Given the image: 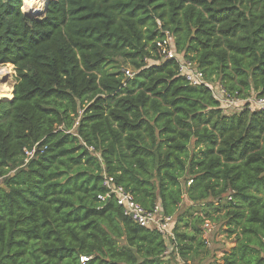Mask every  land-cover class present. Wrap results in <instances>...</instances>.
<instances>
[{"label":"trees","instance_id":"16d2710c","mask_svg":"<svg viewBox=\"0 0 264 264\" xmlns=\"http://www.w3.org/2000/svg\"><path fill=\"white\" fill-rule=\"evenodd\" d=\"M22 7L0 0V65L16 74L0 90V264H193L207 222L235 243L214 264H264V112L227 115L156 45L170 31L206 81L263 97L264 0ZM116 59L132 79L109 72ZM104 174L174 217L173 236L101 201Z\"/></svg>","mask_w":264,"mask_h":264},{"label":"built area","instance_id":"2783aa9c","mask_svg":"<svg viewBox=\"0 0 264 264\" xmlns=\"http://www.w3.org/2000/svg\"><path fill=\"white\" fill-rule=\"evenodd\" d=\"M159 25H161L160 22ZM156 45L162 61H175L179 66L180 74L185 77L192 86H204L209 88L225 111L240 106L242 107L239 109L240 112L244 108L249 109L251 112H264V96H252L247 100H243L229 94L221 83L206 81L203 72L198 68L194 61L185 59L178 54L175 46V37L170 31L162 32V35L157 38ZM123 75L125 79H132L135 73L132 70L125 69ZM32 154L33 153H28V155ZM103 186L106 188L107 192L105 195L99 196L101 201L114 198L116 203L123 209L124 214L130 217L140 227L157 229L159 233L165 237L173 236L174 217L166 216L160 205H157L152 211L146 210L136 201L130 192L115 183L114 177L107 174H104ZM213 228L214 227L209 222L204 225V237L208 242ZM87 261H89L88 257H81L82 263H86Z\"/></svg>","mask_w":264,"mask_h":264},{"label":"rangeland","instance_id":"374dc122","mask_svg":"<svg viewBox=\"0 0 264 264\" xmlns=\"http://www.w3.org/2000/svg\"><path fill=\"white\" fill-rule=\"evenodd\" d=\"M37 0H23V7H22V11L24 13H33V14H37L40 6H38L39 4L35 3ZM46 2L45 6L47 5V3L50 0H44ZM43 1V2H44ZM30 3V5H32V7H29V9H25L26 4ZM37 4V5H36ZM42 9V8H41ZM45 7L43 8L42 12H44ZM36 11V13H35ZM44 15L38 16L35 15L33 16L34 18H42ZM153 63V62H150ZM9 66L6 65H0V90L2 89L3 91L7 92L10 89H13L15 83H16V74L13 70V68L10 70L8 69ZM107 69L109 70V72L111 73H123V71L125 69H129L132 70V67L129 63H126L125 61L121 60V59H116L113 60L107 67ZM134 72V71H133ZM4 99V98H0ZM88 105V103L85 104V106ZM242 107L238 106L237 108H231L225 111V113L227 115H233L236 113H239ZM83 109L82 108V113H83ZM91 151L92 148H91ZM188 207H191V202L185 198L184 202L181 206V212L187 210ZM213 223V230L210 233L209 236V241H210V249L211 252L208 256H204V254H201L200 256L196 257V260L193 262V264H214L216 263L215 260L218 259L219 257L222 256V253L225 251H229L234 245V240L233 238H229L227 236L226 233L223 232L222 228L220 227V222H212ZM215 225V226H214ZM172 248L170 247V250ZM202 261V262H201ZM218 264V263H217ZM221 264V263H219Z\"/></svg>","mask_w":264,"mask_h":264},{"label":"bare ground","instance_id":"6f19581e","mask_svg":"<svg viewBox=\"0 0 264 264\" xmlns=\"http://www.w3.org/2000/svg\"><path fill=\"white\" fill-rule=\"evenodd\" d=\"M30 1V0H29ZM44 0H37L35 3H37V4H39L38 6H40V7H38L39 9L38 10H36V11H38V13L39 12H42V10H43V8L45 7V4H46V2L44 1ZM36 4V5H37ZM29 7H32V5H30V3L28 2L27 4H26V7H25V9H29ZM42 8V9H41ZM36 11H35V13H36Z\"/></svg>","mask_w":264,"mask_h":264},{"label":"water","instance_id":"95a60500","mask_svg":"<svg viewBox=\"0 0 264 264\" xmlns=\"http://www.w3.org/2000/svg\"><path fill=\"white\" fill-rule=\"evenodd\" d=\"M48 4H49V2L47 3V5L45 6V10H44V12H39V13H37V14H33V13H25V15H27V16H29V17H31V18H33V16H35V15H38V16H41V15H44L45 14V12H46V9H47V7H48Z\"/></svg>","mask_w":264,"mask_h":264}]
</instances>
